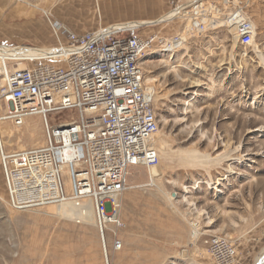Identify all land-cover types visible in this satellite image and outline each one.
<instances>
[{"label":"rangeland","instance_id":"rangeland-1","mask_svg":"<svg viewBox=\"0 0 264 264\" xmlns=\"http://www.w3.org/2000/svg\"><path fill=\"white\" fill-rule=\"evenodd\" d=\"M55 1L3 3L33 8L14 21L29 18V13L41 18L44 11L54 19L55 13L72 19L76 12L77 17H88L85 27L78 29L89 28L93 5L81 11L77 4L75 11L72 0ZM154 1L168 9L173 0ZM217 2L223 18L240 10L253 21L256 47L241 44L234 25L223 19L219 22L223 26L202 36L191 34L184 48L172 52L157 43L147 51L144 67L150 82L146 78V84L153 93L159 124L153 143L160 157V188L149 186L146 168L133 169L131 187L122 196L121 218L126 223L118 231L122 249L114 251L111 235L106 237L110 264H215L205 244L213 236L234 243L237 257L233 264H254L264 248V0ZM13 22L0 27V46L31 43L46 47L29 37L27 29L10 28ZM188 23L176 19L136 32L169 38L184 33ZM46 25L50 32L49 23L41 21L32 30L44 32ZM21 32L24 38L18 36ZM14 63L10 61L8 68L13 69ZM3 89L0 86V94ZM5 106L0 99L1 113ZM49 117L60 122L76 117V111L61 110ZM27 119L32 127L23 130L19 143L25 149L28 143L39 147L45 142L41 119L37 115ZM3 121L10 124L7 130L18 127ZM5 147L9 152L21 150L16 141ZM194 151L219 159L211 164L200 159L192 163L186 156ZM185 185L193 204L184 199ZM49 206L57 205L23 211L11 208L0 163V264H106L97 227L83 229V223L51 213ZM57 250L63 254L55 255Z\"/></svg>","mask_w":264,"mask_h":264},{"label":"built area","instance_id":"built-area-1","mask_svg":"<svg viewBox=\"0 0 264 264\" xmlns=\"http://www.w3.org/2000/svg\"><path fill=\"white\" fill-rule=\"evenodd\" d=\"M164 22H189L192 35L223 26L224 13L217 0L171 2ZM232 14L235 31L243 45H252L256 26L246 16ZM56 44L0 46L18 51L13 56L0 99L5 103L2 120L16 126L29 116L40 117L45 144L9 152L0 128V163L8 202L16 211L66 202L93 204L96 227L109 263L106 237L112 249L123 247L118 231L126 227L121 218L122 196L131 185L133 169L160 166L150 140L159 131L154 100L145 80L144 57L157 43L170 46L182 32L164 38L138 34L148 25H110L77 33L44 11ZM43 49H46V51ZM43 61V64L33 63ZM22 64V67L19 66ZM73 109L76 117L53 122L50 113ZM215 264H233L234 243L224 236L205 240Z\"/></svg>","mask_w":264,"mask_h":264},{"label":"crops","instance_id":"crops-1","mask_svg":"<svg viewBox=\"0 0 264 264\" xmlns=\"http://www.w3.org/2000/svg\"><path fill=\"white\" fill-rule=\"evenodd\" d=\"M62 0H56L54 3H61ZM72 0L73 7L75 11L77 10V4L80 6L79 9L82 11L85 10L89 6V9L93 5V10L91 8V12L93 11V17L90 19L91 22L86 25V27L89 28H82L78 29L80 26L85 27V21H87L86 16H78L76 15V12H74V16L72 19L70 17L61 15L59 13H55V20L63 23V25L68 28L69 30H72L77 33H84L86 31L95 30L99 27H108L113 24H119V23H126L130 21H150L158 19L160 16L164 15L166 11H169L172 7L171 3L169 5V8L166 9L163 4H160L159 1L156 2L154 0ZM65 3V2H64ZM29 6L26 4H20L19 6H15L12 4L9 5V3L4 2L3 0H0V27L2 24L5 25H12L11 23L14 20H18L20 17H22L23 13L30 12L33 8L27 9ZM70 8V7H67ZM67 10V9H66ZM1 12H6V16L4 18L1 17ZM167 13V12H166ZM28 15H25L27 19H23L20 21H14L13 27L10 28H16L19 27L21 29H27L26 32L27 35L32 37L36 43L45 44L46 47L54 46L56 44V38L53 35L52 29H50V32L48 31V25H46V29H44V32L41 31L40 33L34 32L32 28L38 23V21H41L43 23L48 22L46 16L43 14L41 18H39L37 15L33 18L32 14L29 13ZM5 21H8L6 24ZM11 21V22H10ZM10 22V23H9ZM152 24L155 23H147L144 25L152 26ZM50 25V24H49ZM89 25V26H88ZM51 28V26H49ZM17 32H14V36H17ZM25 33L21 32L18 36H21V38H24ZM54 39V41H53ZM16 45H33L38 46L35 44H16ZM28 149L35 148L36 146H33V144L28 143Z\"/></svg>","mask_w":264,"mask_h":264},{"label":"bare ground","instance_id":"bare-ground-1","mask_svg":"<svg viewBox=\"0 0 264 264\" xmlns=\"http://www.w3.org/2000/svg\"><path fill=\"white\" fill-rule=\"evenodd\" d=\"M174 14H175L174 12H172L170 15H168V14L166 15L165 14L162 17H160V18H158L156 20H150V21L138 20V21H130V22H126V23H119V24H116V25H118V26L119 25H125V26H129V27H138L140 25H144V24H147V23H155V24H152V25H156V24H161V22L166 20L168 16H173ZM239 15L240 16H245V15L242 14L241 11L239 12L238 16ZM231 16L232 15L227 16L226 18H224L225 20L223 21V23L225 22L226 24L234 25L233 20L231 19ZM218 25H220V24L218 23ZM234 29H236L235 25H234ZM191 34H192V27H191V24L188 23L187 28L185 29L184 33H182L181 39L178 40V41H175L170 46H167V49H168L167 51L174 52L176 50V48L177 49L184 48L186 46V42H187V40H188V38L190 37ZM255 34H256V32H255ZM254 44H255V42L253 41L252 45H254ZM255 47H256V44H255ZM44 50L46 51V49H43V51ZM21 55L22 54L20 52H18V51L14 52V51H11L10 49L6 48V47H0V86L1 87H4L3 83H5L7 73L9 72V68H8V63L9 62H8V60H10L13 56H21ZM263 59H264V56H263ZM2 62H3V69L1 68V63ZM19 66L22 67V64H19ZM2 75H3V78L1 77ZM146 78H147V76L145 75V80H146ZM147 81L150 82V79L147 78ZM197 85H201L200 82H197ZM148 88H149V91H150V93L152 95V99H153V93L151 91V88L149 86H148ZM0 108H2V107H0ZM9 125H10L9 122H5L3 120L1 121V127L0 128H1V132H2V137H3L2 139H3L4 145L6 143H8V142L16 141V143L19 145V149L24 150L25 148L23 146H21V144L19 143L20 135L23 132V130L27 129L28 125L30 127H32V122L29 119H26L25 124L22 125V126H18L17 129H15V130L14 129L7 130L6 128ZM157 136L158 135L156 134L154 136V138H152L150 140V145H152L153 147H155V145L153 143V140H156ZM44 144H45V142H42L41 145H39V146H43ZM225 157H229V156L225 155ZM186 158L188 160H190L192 163H195L196 160L200 159L202 162H204V163L207 162L208 164L209 163L211 164L212 162L217 161L219 159V157L218 158H211L209 155L199 154L196 151H194L193 154L189 153L186 156ZM159 171H160L159 166L150 169V171H149V173H150L149 186L151 185V186H155V187L160 188L158 186V184H157L158 183L157 179H160V172ZM227 172L231 173L232 169L231 168L228 169ZM217 184H219V181H217ZM184 189H185L184 199L188 203H192V201L189 200V197H187V195H186V194L190 193L189 186L185 185ZM49 207H50L49 209H50L51 213L57 214V215H59L61 217H64V218L76 220L79 223H83L84 224L83 229H89L92 226H96L95 212H94L93 204H92V202L90 200L85 199L82 202L81 206H76L75 203H73V202H66V203L57 204V206L55 208H52V206H49ZM195 230H196V228H195ZM54 254L57 255V256H60L63 253L61 254L59 252V250H57V251L54 252ZM254 264H264V248L262 249L260 255L256 258V261H255Z\"/></svg>","mask_w":264,"mask_h":264}]
</instances>
